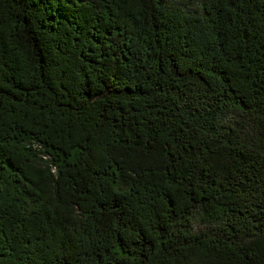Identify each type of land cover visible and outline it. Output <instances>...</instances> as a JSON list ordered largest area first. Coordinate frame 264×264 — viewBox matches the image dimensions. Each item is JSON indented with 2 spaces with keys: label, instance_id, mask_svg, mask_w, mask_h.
Here are the masks:
<instances>
[{
  "label": "trees",
  "instance_id": "1",
  "mask_svg": "<svg viewBox=\"0 0 264 264\" xmlns=\"http://www.w3.org/2000/svg\"><path fill=\"white\" fill-rule=\"evenodd\" d=\"M0 264H264V0H0Z\"/></svg>",
  "mask_w": 264,
  "mask_h": 264
}]
</instances>
